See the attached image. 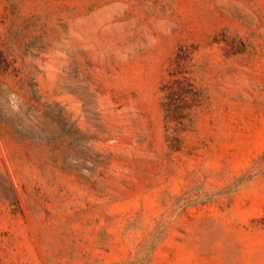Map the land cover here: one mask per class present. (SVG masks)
Returning a JSON list of instances; mask_svg holds the SVG:
<instances>
[{"label": "rangeland", "instance_id": "1", "mask_svg": "<svg viewBox=\"0 0 264 264\" xmlns=\"http://www.w3.org/2000/svg\"><path fill=\"white\" fill-rule=\"evenodd\" d=\"M264 0H0V264H264Z\"/></svg>", "mask_w": 264, "mask_h": 264}, {"label": "trees", "instance_id": "2", "mask_svg": "<svg viewBox=\"0 0 264 264\" xmlns=\"http://www.w3.org/2000/svg\"><path fill=\"white\" fill-rule=\"evenodd\" d=\"M264 224V223H263Z\"/></svg>", "mask_w": 264, "mask_h": 264}]
</instances>
